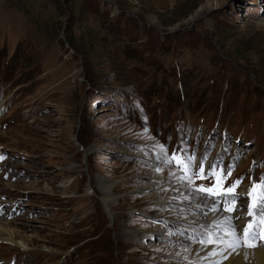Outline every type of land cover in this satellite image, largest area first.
Here are the masks:
<instances>
[{
    "label": "rangeland",
    "instance_id": "374dc122",
    "mask_svg": "<svg viewBox=\"0 0 264 264\" xmlns=\"http://www.w3.org/2000/svg\"><path fill=\"white\" fill-rule=\"evenodd\" d=\"M156 143L264 176V0H0V264H211Z\"/></svg>",
    "mask_w": 264,
    "mask_h": 264
},
{
    "label": "snow or ice",
    "instance_id": "6c2138e0",
    "mask_svg": "<svg viewBox=\"0 0 264 264\" xmlns=\"http://www.w3.org/2000/svg\"><path fill=\"white\" fill-rule=\"evenodd\" d=\"M153 148L158 150L157 159L161 163L174 166L179 173H182L177 175V172L174 171L171 173L173 177H176L182 184L189 186L193 195L203 197L205 203L201 207L207 206V201L212 200L213 203L208 207V211H222L228 214L220 218L215 224V228L220 229L222 235L214 239L216 233L209 232L204 238L197 241L202 246L223 245V250L220 253L214 251L210 255H223V251L228 250H231L229 252V255H231L241 247L255 248L259 246L257 241H264V176L258 179L250 177L252 186L246 194V216L250 219L238 229L233 223L234 217L232 214L237 210L239 199L237 189L242 184L243 178L237 179L230 186L225 187L226 181L233 175L234 165L224 168L222 166L223 158L221 157L208 165L206 170L207 152L200 159L197 166L195 154H188L186 148L173 151L171 154L168 153L166 145L156 143ZM0 159H3V157L0 156ZM253 165L259 166L255 161ZM156 171L159 172L161 169L157 167ZM197 180H211L212 183L210 186L196 185ZM235 219L241 218L235 217ZM225 236L230 237V239L225 240ZM223 259L227 260L228 256H223ZM217 264H221V262L218 261Z\"/></svg>",
    "mask_w": 264,
    "mask_h": 264
},
{
    "label": "bare ground",
    "instance_id": "6f19581e",
    "mask_svg": "<svg viewBox=\"0 0 264 264\" xmlns=\"http://www.w3.org/2000/svg\"><path fill=\"white\" fill-rule=\"evenodd\" d=\"M149 183L150 184L148 185L145 191L149 193L153 192L152 197L154 198L156 196L154 200L159 199L160 194L156 190L159 189L162 191L165 189L163 177H157V176L154 177V175H152V178L149 179ZM106 190L109 191V188H106ZM146 194L147 193H144V195ZM105 198H106L105 200H102V205L108 217L112 219V221H114L115 215H114V212L112 211L113 208L111 204L114 203L116 198H112V197H105ZM238 201H242V199L239 198ZM204 203H205L204 199L202 200L200 199L199 204H195V202L191 201L188 204L184 205V208L181 213H183V215L185 214V217H189L190 219H193L194 223L199 228L201 229L207 228V229H210L211 232L222 235V232L220 231V229L215 228V224L220 218H222L225 215H222L219 212L213 213V212L208 211V207H210L213 202L209 203V201H207V206L201 207V205H204ZM168 205H171V204L168 203L165 206H168ZM175 213L178 216H182L181 214H179L180 213L179 211ZM205 215H208L207 221L201 222V219L206 217ZM88 220L89 218L87 217L80 219L78 228L82 227L84 223H86ZM94 227L96 228V226ZM93 229L91 227V229L89 228V229H86L85 231L86 233L87 232L94 233ZM159 229L160 227L156 228V230H159ZM128 233L130 235H133V232L131 231H129ZM122 235L124 234L118 233L117 237L119 236L120 238H123ZM134 237L137 238L136 235H134ZM135 238L130 239V241H133ZM202 250L203 251L200 252L199 257L206 259V261L211 264H217L218 261L221 262V264H264V248H259L254 251H245V250L238 249L236 252L231 253V255H229V252H231V250H228V251H223V255H215V256L210 255V253L214 251L217 253H220L223 250V247L215 248V249H202ZM223 256H228V259L224 260Z\"/></svg>",
    "mask_w": 264,
    "mask_h": 264
}]
</instances>
